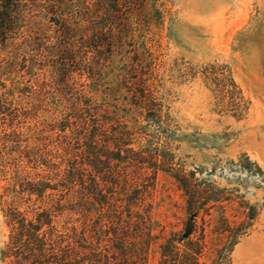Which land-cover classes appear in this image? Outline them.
Listing matches in <instances>:
<instances>
[{"label":"rangeland","instance_id":"1","mask_svg":"<svg viewBox=\"0 0 264 264\" xmlns=\"http://www.w3.org/2000/svg\"><path fill=\"white\" fill-rule=\"evenodd\" d=\"M84 2L37 3L35 11L39 22L85 19L91 6L101 25L114 26L111 39L101 31L90 41L93 59L81 64L65 59L61 68L80 67L77 92L94 90L96 102L83 100L91 108L107 105L111 115L105 117L117 138L126 132L122 140L148 152L146 160L160 154L163 169L148 168L149 178L141 176L152 183L145 206L151 207L153 231L160 237L149 247L147 264H156L159 241L180 229L185 217L175 173L221 195L199 221L207 235L201 261L264 264V0ZM87 70L93 75L89 81ZM44 91L48 108L31 120L28 136L39 134L41 147L60 148L68 132L52 129L66 123L67 115L56 90ZM58 178L53 185L61 188ZM54 225L65 231V210ZM8 232L0 211V264L7 261Z\"/></svg>","mask_w":264,"mask_h":264},{"label":"trees","instance_id":"2","mask_svg":"<svg viewBox=\"0 0 264 264\" xmlns=\"http://www.w3.org/2000/svg\"><path fill=\"white\" fill-rule=\"evenodd\" d=\"M37 3L85 2L0 0V211L9 231L5 264H147L149 247L160 237L153 231L151 207L145 206L152 185L145 169H163L160 154L146 160L148 152L122 140L126 132L117 138L119 132L105 117L111 115L107 105L91 108L83 100L94 102V90L88 87L84 96L77 92L80 67L61 68L65 59L79 64L93 59L96 47L90 41L96 42L101 31L111 39L114 26L101 25L91 6L85 19L39 22ZM87 74L89 81L93 75ZM48 86L59 94L67 115L66 123L52 129L68 132L60 148L41 147L39 134L28 136L31 120L48 108ZM53 116L58 124L59 114ZM129 160L138 163L132 177ZM58 176L61 188L53 185ZM173 176L183 189L185 217L180 229L159 241L156 264H206L201 257L207 235L199 221L221 195H210L185 174ZM62 210L65 231L54 225Z\"/></svg>","mask_w":264,"mask_h":264}]
</instances>
